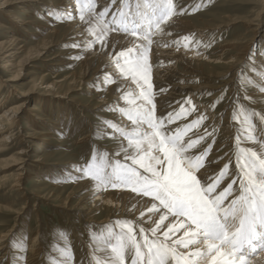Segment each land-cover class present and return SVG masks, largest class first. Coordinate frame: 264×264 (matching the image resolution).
<instances>
[{"label": "rangeland", "instance_id": "rangeland-1", "mask_svg": "<svg viewBox=\"0 0 264 264\" xmlns=\"http://www.w3.org/2000/svg\"><path fill=\"white\" fill-rule=\"evenodd\" d=\"M103 1L106 2L93 0L98 7L97 12L107 5H111L113 12L118 7L129 11L136 3L141 2L116 0L115 4H111L110 0L104 5ZM56 2L58 1L0 0V44L5 49L2 53L12 48L17 53L13 62L5 63L7 66L5 69H2L4 67H1L3 63L0 61V102L6 103L3 108L5 113L20 106L17 114L19 122L16 125L6 131L8 123L4 121L0 123V237L8 234L3 243L2 253L5 259L0 264H65L64 249L70 250L71 264L94 263L93 257L96 255L93 250L94 244H100L102 239L108 237L109 232H117L118 219L103 222L108 212L101 206L102 212L97 215L96 221H89L88 216L91 215L89 211L95 210V200L88 203L87 209L83 211L77 209L84 196L79 192L78 182L84 179L95 183L102 188V193H132L130 189L113 188L110 183L97 182L91 178V174L82 172L81 168L91 163L107 166L110 170L117 161L131 163L125 161L124 156L126 153L131 155L132 149L127 148V140L123 136L113 132L112 125L130 132L127 130L130 121L119 109L131 107L124 96L126 93L134 95L138 89L131 88L132 84L127 85L131 79L120 77L117 71L115 76H109L110 71L90 83L81 76L82 71L86 69L83 68L82 61L93 48L86 53L75 54L76 47L71 43L74 35L69 33L67 27L71 21L66 17V13L73 10L71 8L73 5L78 7L76 0H66L62 9L54 7L53 3ZM87 2L88 0H81V3ZM173 3L177 6V13L169 22L173 18H180L191 21L194 27L185 32L177 31L178 37L174 35L172 40L174 42L167 43L168 49H176L189 55L194 53L196 59H200L199 62L193 61L194 66L202 68L203 72L205 70L206 76L209 74L213 77L207 81H197L196 85L214 86L217 83L215 77L222 74L231 79L233 76L232 73L229 74L231 66L227 64L241 61L235 76L239 84L235 92L238 96L236 101L229 89L223 94V100L218 102L212 100L216 92L212 89L187 95L181 104L191 99L192 105L184 106L186 108L194 106V110L190 115L166 125V128L175 129L180 123H190L199 116L205 117L184 139L190 137L195 139L207 129L211 136L202 140L190 150V153L199 154L211 145L205 162L213 154L220 155L219 161L229 154L225 163L231 162L232 175L226 176L221 182L217 191H222L237 171L235 160L237 141L233 143L230 141L237 140L240 134L239 138L242 141L240 146L244 147L246 143L244 140L247 135L241 134L240 130L247 133V128L245 126V129L239 128L245 115L251 117L259 140L264 139V120H261L264 115L260 110L254 111L255 104L243 94L255 93V90L264 92V86H261L264 83V0H173ZM76 8L74 9L78 10ZM180 9L185 11L181 12ZM25 10L31 11L32 14L26 16ZM22 19L33 23L28 26L20 24ZM49 20L54 22L51 23ZM105 20H111V13ZM46 23L57 28V36L49 35L51 29L43 31L36 27ZM112 32L114 35H127L120 31ZM159 33L155 32L151 40ZM184 36H188L189 41H184L182 39ZM14 38H18L19 44L16 45ZM176 40L180 41L177 46L173 45ZM185 43L188 47L184 46ZM153 46L154 44H151L149 57ZM20 47H23V52L19 51ZM66 60L73 63L60 65ZM97 64L98 60H95L92 67L94 70ZM152 66L159 71V65ZM175 66L183 69L180 64ZM246 79L248 82H245ZM116 81L126 84H122L116 94H111L108 88L116 84ZM152 91L155 114L159 116L157 111L160 97L154 88ZM128 98L132 99L133 96L130 95ZM40 100L43 103L38 105L45 112V121H42L44 126L37 125L26 115L33 105L42 102ZM231 102L236 103L234 111L239 117L237 120L239 127L235 128L238 129L236 131L239 132L238 135H234L231 128L224 123L229 110L228 104ZM253 113L256 115L253 116ZM107 128L113 133H105ZM47 130L54 134L49 143H45L41 135ZM114 135L121 138L116 139ZM3 137L10 138L6 142ZM60 140L63 143L60 144ZM22 166L24 168L21 169ZM22 172L24 184L22 190L17 191L13 185ZM77 173H82L83 177L77 178ZM58 205L64 207L61 209L57 207ZM124 220L132 221L134 224L132 219L124 218L119 221ZM134 226L137 228L139 239V226L135 224ZM38 234V241L35 244L33 242ZM257 252L259 254V251Z\"/></svg>", "mask_w": 264, "mask_h": 264}, {"label": "snow or ice", "instance_id": "snow-or-ice-1", "mask_svg": "<svg viewBox=\"0 0 264 264\" xmlns=\"http://www.w3.org/2000/svg\"><path fill=\"white\" fill-rule=\"evenodd\" d=\"M76 3L80 20L88 25L90 47L96 43L105 46L110 30L134 38L130 47L114 54V65L118 75L130 78L138 89L134 95L124 96L131 107L119 109L130 121L132 131L112 125L113 132L123 136L127 148L132 149L131 155L124 156L131 163L117 161L110 170L90 163L82 166L81 171L91 174L97 182L130 189L141 199L150 198L147 213L158 216L152 220L153 226H139V239L132 221L118 220V231L109 232L94 249L104 253L102 258L94 255V264H249L257 251H264V139L257 140L253 135L251 117L245 115L241 123L247 125V140L259 147H241L242 141L237 137L236 174L222 191H217L223 179L232 175L231 162L210 178L199 176L211 145L198 155L190 150L211 133L205 129L195 139H184L205 117L199 116L171 131L166 128V124L191 114L194 106H184H191V99L176 111L155 114L149 64L151 36L163 31V26L176 15L173 0H141L129 11L118 7L114 12L111 5L97 12L93 0ZM115 3L111 0V4ZM110 13L111 20H105ZM175 43L179 45L180 41ZM73 46L80 47L75 43ZM130 95L132 99L128 98ZM64 254L65 264H71L70 250L64 249Z\"/></svg>", "mask_w": 264, "mask_h": 264}, {"label": "bare ground", "instance_id": "bare-ground-1", "mask_svg": "<svg viewBox=\"0 0 264 264\" xmlns=\"http://www.w3.org/2000/svg\"><path fill=\"white\" fill-rule=\"evenodd\" d=\"M57 1L58 2L53 3L54 7L57 9H62L64 4L66 3V0H57ZM105 1L106 2H104V1L102 2L104 5L107 3V1L109 2L110 0H105ZM97 4H99V3H97ZM71 8L73 10H70L68 13H66V17L69 19V21H71L70 23L68 22V26H67L69 33L71 32L74 35V36H72L73 39H72L71 43H73V44L75 43V44L80 45L79 48L76 47V49H75L76 53L75 54L76 55L83 54V53H86V51H88L90 48H93V50L90 53H88L86 55L85 59L82 61L83 68H86V69L82 71L81 76L84 77V79H87L88 83L92 82L94 79L96 80V78H100L101 76H103L104 73H108L110 71H111V73L109 74V76H115L116 69H115V65H114V54L116 52H118L121 48L130 47L131 41L134 38L130 37L129 35H126V36L121 35V34L120 35H114L113 32L110 30L106 34V37H105V39L107 40V44L105 46L102 47L99 43H96L90 47L89 46V40L91 39V37L87 33L88 25L84 21L80 20L79 11L74 9L76 7L73 5V7H71ZM31 14H32L31 11L25 10L26 16H30ZM85 17H86V19H88L87 10L85 11ZM49 21L51 23L54 22L52 20H49ZM20 22H21L20 24L27 25V26L30 25V23H33L32 21L25 20V19L20 20ZM36 27H40L43 31L51 29V31L49 32V35H51V36H57L58 35L57 28H53V27L49 26L47 23L45 25H41V26L36 25ZM193 27L194 26L192 25L191 21H185V20H182L180 18H173V20L171 22H169L167 25L163 26V31H158V33L159 32H161V33L156 35V38L154 40H152L151 44L152 45L154 44V46L152 47V51H151L152 53H150V57H149L150 79H151V82L153 83L154 90L157 92V96L160 97L158 100V106L159 107H158V111H157L159 116L162 114H166L167 112L176 111V109H178L180 107L181 102L186 98V96L187 95L191 96L193 93L196 94V93L203 92V91L206 92L207 90H211V89L216 90V92L213 95L214 97L212 100L215 102L216 101L218 102L220 100H223V94L229 89L232 97H235L234 100L238 97L235 92L238 90L239 84L236 81L235 76L238 73L239 67L241 65L240 60L235 61L234 64H233V62H230L229 64H227V65L231 66V70L229 72V74L232 73V75H233L231 77V79L226 78V74H222L220 76L215 77L217 79V83L214 86H212L211 84L210 85H203V84L202 85H196L197 81H202V80L207 81V79L213 78L209 74L206 76L204 73L205 70L203 72L202 68H200L198 66H194L193 61L197 60L199 62L200 59H196V56L193 55L194 53L189 55V54H186L184 52H179L176 49H174V50L168 49L169 44H167V43H169V41L172 42L173 37H175L174 35H176L177 31H184L185 32V31H189ZM160 35H161V38H159ZM15 40H16L15 43L17 45V43L20 41H18V38ZM173 45L177 46L176 43ZM47 46H49V45H47ZM22 48L23 47H20L19 51L23 52L24 49L22 50ZM174 48H176V47H174ZM4 50L5 49H4L3 45L0 44V61L3 63V64H1V67H4L2 69H5V67H7V66H5L6 65L5 63L13 62L15 56H17L16 50L14 48H12L10 50H6L5 53H2ZM43 50H45V49H43ZM13 51H15V52H13ZM29 53H30V51H29ZM9 59H12V60L10 61ZM95 60H98V64L94 70V68H92V67L95 63ZM220 61H221V59H220ZM64 63L69 64V63H73V62L66 60V61L61 62L60 65H63ZM194 63H195V61H194ZM153 64L159 65V68H158L159 71H157V69H155L154 66H152ZM175 64L182 65L183 69L180 70L177 66H175ZM91 72H92V74H91ZM248 76L250 78L251 74ZM208 81H210V80H208ZM12 82H13V80H12ZM245 82H248V80L246 79ZM122 84H126V83L121 82V81H116V84H114L110 88H108V91L111 94H113V93L116 94L118 92V89L121 87ZM128 84L129 85L132 84L131 85L132 87L131 86L130 87L133 88L134 90H137L136 85L131 80L127 83V85ZM261 86H264V83ZM105 87L106 86L104 85V88ZM243 94L247 99H251V101H253L252 104H255V106H253V110L254 111L260 110V113H262V115H264V92L262 90H255V93H252V92L244 93L243 92ZM192 97H194V96H192ZM40 101H42V100H40ZM248 102H250V101H248ZM38 103H43V101L37 102V104L33 105V108L31 110H29L26 113V115L30 120H34V122L37 125L44 126L42 121H45V118H44L45 112L38 105ZM235 104L236 103H234V102L233 103L231 102L228 104L229 110L226 114V118H225L224 123L228 127L231 128L232 133L234 135L235 134L238 135L239 132L238 133L236 132L238 129H235V128L239 127V125L237 126V124H238L237 120L239 117L235 113L236 111H234L236 108ZM5 105H6L5 102H3V101L0 102V123H1V121L8 123V126L5 128L7 131V130H10L13 127V125H16L19 122V120H18L19 117L17 116V114L19 112L20 106L18 105L17 107L12 108L10 110V112L5 113V112H3V108ZM11 114H13L12 118H11ZM233 117H236V119H233ZM185 123L186 122L180 123V124L176 125V127L184 125ZM128 125H129L128 126L129 128H127V130H130V132H131L132 131L131 123H129ZM244 126L247 128V125H242V124L239 128L243 129ZM245 127H244V129H245ZM56 129L58 130V128H56ZM169 130L171 131L173 129H169ZM105 131H106L105 133H107V134L113 133L108 128ZM244 131L240 130V133L247 135V133H244ZM52 134L53 133H51L48 130L44 131L41 134L43 139H45V143H49L50 139L54 135V134L53 135ZM257 134L258 133H255V131L253 132V135L257 138V140H259V138L257 137ZM239 137H241L240 134H239ZM3 138H5V141L7 142L10 137H3ZM115 138L120 139L121 137L116 135ZM232 140L233 141H230V143L237 141L235 139H232ZM244 142H246L244 144V147H254V148L259 147L258 144H254L251 141H248L246 137H245ZM59 143L61 144V143H63V141L60 140ZM144 148L147 149V144L144 145ZM199 153H201V152H199ZM224 153H225V151H224ZM195 154L197 155L198 153H195ZM218 157H220V155H218V156L216 154L211 155L208 158L207 162H205V167L200 170L198 175L199 176H206V177L210 178V177L214 176L216 173H218V171L221 168H223V165L227 161V158H229V154L221 161L218 160ZM19 163H21V162H19ZM19 163L17 165H19ZM22 168H24V167L22 166L21 169ZM22 176H24V173L23 172L19 173V175L17 176L18 178L13 185V188H15L17 191L22 190V186L24 184V182L22 181ZM76 177L80 179L83 177V174L77 173ZM78 183L80 184L79 192H81L84 196L81 200L82 202H80L77 209L79 211H83V210L88 208V205H89L88 203H90L91 200H93V201L95 200L94 201L96 204L95 210H90L89 213H91V215L88 216V218L90 219L89 221H91V222L96 221L97 215L102 212L101 206L105 207V210L108 212L107 218L103 220V222H105V223H108L109 221L113 222L112 219L123 220L124 218H126V219H130V220L132 219L134 221V224L137 226H143L145 228H149V227L153 226L152 220L158 219L157 215L152 214V213H147V208L150 207V203H147V201L150 198L141 199L137 195H134L132 193L129 194V192L128 193H124V192L102 193L101 192L102 188L100 186L98 187L97 185H95V183L89 182V181L84 180V179H83V181L81 179V181H79ZM72 195H74V194H72ZM72 195H70V197ZM233 196H235L234 193H233ZM231 198L232 197H230L229 200ZM57 207L62 209L64 207V205H58ZM141 213H145V215L141 216ZM149 216H151L152 219H149ZM6 237H8V234H5V235L0 237V263L3 262V260L5 259V255H3L2 252L4 250V244L3 243L5 242ZM38 237H39V234L37 235V237L35 238L33 243H35V244L37 243ZM98 245H100V244H97V245L94 244V247L96 248ZM96 255H98L102 258L104 256V253L99 252V253H96ZM89 256H91V253H89ZM87 264H90V262H87ZM91 264H94V263L91 262ZM249 264H264V251H259V254H258V252H256V254L250 258Z\"/></svg>", "mask_w": 264, "mask_h": 264}]
</instances>
